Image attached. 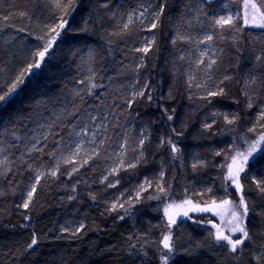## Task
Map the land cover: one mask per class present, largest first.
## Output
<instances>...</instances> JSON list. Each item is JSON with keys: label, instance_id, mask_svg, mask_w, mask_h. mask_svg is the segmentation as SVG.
Wrapping results in <instances>:
<instances>
[{"label": "trees", "instance_id": "obj_1", "mask_svg": "<svg viewBox=\"0 0 264 264\" xmlns=\"http://www.w3.org/2000/svg\"><path fill=\"white\" fill-rule=\"evenodd\" d=\"M67 2L61 0L62 4ZM190 2L76 0L69 24L60 30L40 67L33 68L24 83L0 103V146L4 149L0 160L7 156V163L0 165V264H161V245L151 227L144 224L152 219L146 213L145 192L139 199L129 196L131 186L142 176L153 174L161 180L159 173L163 171L164 178L173 179L169 185L176 199H195L199 190L203 193L212 188L208 199H223L229 194L230 199H237L230 182L227 190L223 184L225 170L220 166L225 157L215 153L224 150L231 157L244 149L245 140L252 143L261 132L264 120L258 123L257 117L264 109V28L245 25L244 18L235 21L232 28H220L209 12L221 7L222 0H202L198 22ZM137 13L145 16L144 22L136 18ZM62 14L53 0H0V95L29 64L38 61L35 54L55 35L51 30ZM199 26L209 27V42L217 52L209 69H205L206 61L195 62L198 42L186 35ZM145 43L150 45L149 51H137ZM62 51L67 60L60 56ZM55 58L57 62L51 63ZM129 84L136 87L135 92L146 93L137 96L131 106ZM90 85H95L91 92ZM218 86L225 89V95L217 96L219 103L217 97H207L210 91H218ZM249 102L252 108L247 107ZM94 109L106 125L97 155L81 151L74 159L65 158L70 163H64L65 143L80 123L88 125ZM225 114L229 120L234 115L238 119L229 124ZM204 124L211 128L205 129ZM176 126V132L182 133L179 136L173 132ZM253 127L256 131L249 132ZM88 129L85 127L84 134ZM28 130L31 143L24 148L14 136L23 137ZM140 139H145L143 146ZM168 139L176 143L177 153L171 151ZM117 141L126 145L124 156L119 157L125 166L112 175V147ZM232 144L235 150L229 149ZM33 145L40 151L29 152ZM192 153L204 156V162L195 168L189 166ZM128 163H136V167L128 169ZM57 164V175L51 176ZM73 168L78 171L73 172ZM41 172L45 175L37 182ZM256 181H264V142L250 157L240 179L241 194L249 207L244 220L249 238L231 252L226 241L214 240L209 223L213 218L204 214L194 220L198 223L191 224L195 234L187 232L189 225L174 226L175 250L169 254L168 264H264V193ZM33 185L36 190L25 208ZM153 186L145 183L146 192ZM168 186L165 188L171 190ZM71 196L76 197L73 203L68 200ZM113 203L117 204L115 210ZM81 224L85 227L73 234ZM34 235L37 243L29 248ZM241 235L231 237L239 239Z\"/></svg>", "mask_w": 264, "mask_h": 264}, {"label": "snow or ice", "instance_id": "obj_2", "mask_svg": "<svg viewBox=\"0 0 264 264\" xmlns=\"http://www.w3.org/2000/svg\"><path fill=\"white\" fill-rule=\"evenodd\" d=\"M54 5L58 8L61 9L63 12L62 17L60 18V22L59 24L56 25V27L54 29H52L51 31H53L55 33V35L52 36V38L50 40H48L43 48L42 51L37 52L35 55L39 57V59L42 61L44 59V57L46 56V54L48 53V50L52 47V43L54 40H56V38L58 36L61 35L60 30L61 29H66V25L69 24V19L68 17H70L73 13V10L76 7V0H68V2L66 4H62L61 0H53ZM249 5L251 7V9L254 10L253 15L251 16V19L248 18L249 14L247 9L249 8ZM244 7H245V14H244V24L245 25H251V26H257V27H261L264 28V0H259V4L255 3V2H251V0H245L244 3ZM164 11L163 6H161L160 8V12L162 13ZM238 18V17H237ZM237 18H234L232 15H229L227 17H219L215 20V24L218 25L220 28H224L225 26L232 28L235 25V20ZM5 19H7V17H5ZM159 19V16H157V20ZM132 17L131 15H129V23L131 22ZM157 25L155 23L152 24V28H155ZM124 28L127 29L128 28V24L124 25ZM21 31H23V29H21ZM205 40H211L212 37L211 36H206L204 38ZM173 43H175V40L173 41ZM149 47H144L143 49H137V51H143L145 53H147L149 51ZM201 56H204V53H201ZM183 58V57H181ZM257 59L259 60L260 57H257ZM197 63H200V61H197ZM215 63V60L209 61L207 67L211 68L212 65ZM40 67V63L39 61H37L35 64H29L28 68L21 72V74L19 75V77L16 79L15 83L12 84L11 87L8 88V90L6 92H4L3 95H0V103L5 102L8 97L15 92V90L17 89V87L21 84L24 83V77L26 75H28V73L33 69V68H38ZM225 80L231 79V77H225ZM256 78L253 77L251 83H255ZM223 82H221L222 84ZM246 84H248V81H246ZM202 85H197V87H201ZM95 87V85H90L89 87V92H91V88ZM148 85L145 84V88H147ZM219 90L218 91H210L208 93V96L210 97H216V96H223L225 95V89L222 86H218ZM146 93L141 90L139 92H134L133 93V98L132 100H129V106H131L132 102L135 100V98L137 96L143 97L145 96ZM245 95L247 96V93H245ZM204 99H207V97H205ZM250 99V98H249ZM148 100L151 101L152 100V96L149 94L148 95ZM252 103L249 102L247 107L248 108H252ZM167 111V110H165ZM95 119V118H93ZM173 117L171 115L168 116V120H172ZM238 119L237 116H233L232 119H228L227 114H225V120L231 124L234 123L235 120ZM261 120H264V109L261 110L259 116L257 117V122L259 123ZM215 122V121H213ZM203 127L205 129L211 128L210 124H204ZM261 127V132L259 133V136L256 140H254L250 145L247 151L242 152V151H235L234 155H231V157H229V154L222 150L221 152H217L215 153L217 156L219 155H224L225 157V162L224 164H222L221 170L224 171L226 169V173L223 176V181L225 182V190H227V186L230 185L235 187V191L237 193H242V188L243 186L240 183V179H241V174L246 172V166L249 163L250 157L253 156L254 153H256L258 150H261V145L262 142H264V123L260 124ZM249 132H255L256 128H250L248 129ZM173 132L179 136L182 133L180 132H176L175 129H173ZM76 135H79V133H76ZM162 143H164L165 141H161ZM103 143V141H101V144ZM145 143V139H140L139 140V144L142 146ZM167 143L171 146V151L173 153H177L179 151L176 143H174L171 139L167 140ZM245 143H247V140H245ZM125 145H121V148H124ZM229 149L235 150L236 145L232 144L228 146ZM33 150H37L40 151L39 149L35 148V145L32 146V148L29 149V152L33 151ZM4 149L2 147H0V152H3ZM82 151L81 145H77L76 146V152H74L72 155H79V153ZM51 155V154H50ZM97 155V153L95 151L92 152L91 156H95ZM91 156L88 157V159H91ZM119 156L122 158L124 156V152H121L119 154ZM229 158L231 159V162L229 163ZM88 159H85L83 162L85 164L88 163ZM64 163H70V161L68 159H64L63 160ZM7 163V156H5V158L3 160H0V165H3ZM125 166V161L123 159H121L120 165L117 166L116 168H113L111 170V174L115 175L121 167ZM136 167V163H132V164H127L126 168L128 169H134ZM193 167L195 168L196 165H193ZM59 168V164H57V168L56 170H52L50 171V175L51 176H56L57 175V171ZM78 171L77 168H73V172ZM45 175V173L41 172L36 176V181L39 182L41 176ZM69 175H71V173H69ZM159 177L163 178L164 177V172L161 171L159 173ZM105 180L108 179V177L104 178ZM119 183V180L116 181V184ZM145 183L148 184L149 186H151L152 182L147 180H145ZM257 183V187L259 188L261 193H264V181H256ZM109 187H115V184H109ZM159 188V192L157 195L155 196H150L149 199H162V198H167V192L168 189H166L163 186L158 185ZM168 188L170 189V185L168 186ZM36 187L35 185H33L32 187V191H29L27 193V197L28 199L24 202L23 207L27 208L29 206V201H31L33 193L35 192ZM147 189L141 185L139 186L138 191L136 192V198L139 199L140 198V194L142 192H146ZM209 193L212 191V189H208L207 190ZM162 194V195H161ZM96 197L93 196L92 199H95ZM69 199H72V197H69ZM131 200V197L129 198ZM191 201L189 200H184L181 201L180 204H176L175 202L171 203V204H166L165 208H164V213L165 216L168 218V224L167 227L171 228L172 225L177 223V217H187L188 219H192V217L189 215V212H209L211 211V208L208 207H204L201 208L199 206H193L190 209L187 210H182V211H178L175 214H170L169 209L171 208H182L183 205H187L190 204ZM215 203V201H214ZM222 204L224 205H228L230 206L231 210V222L233 224L232 227L229 228V232L230 233H236L239 232L241 233V237L239 239H232L231 235H225L223 228H217L216 234H215V240L219 243L222 241H226L228 247L230 248L231 252H235L237 251L238 247L240 245H242L244 243V241L246 239L249 238V232L246 228V225L244 223L245 218L247 217L248 213H249V207L248 204L244 198V196L241 194L239 197V202L235 203L231 200H223L221 201ZM117 207L116 203H113L111 205L112 210H115ZM119 207L123 208L124 204H120ZM25 219H27V217H25ZM209 223H211V221H209ZM85 226L83 224L80 225L79 228H76L74 233L76 232H80L81 229H83ZM215 227V225H214ZM62 231H68L67 228H63ZM211 235V233H210ZM37 243V238L35 237V235L33 236L32 242L28 245L29 248H32L33 245H35ZM160 243L163 246V249L167 250L166 254L162 255L160 257L161 259V264H168L169 260L171 259V256L169 254L173 253L175 250V245L173 242V238L171 236L170 233H165L163 234L162 240L160 241Z\"/></svg>", "mask_w": 264, "mask_h": 264}, {"label": "rangeland", "instance_id": "obj_3", "mask_svg": "<svg viewBox=\"0 0 264 264\" xmlns=\"http://www.w3.org/2000/svg\"><path fill=\"white\" fill-rule=\"evenodd\" d=\"M201 2H202V0H191V2H190V4H191L190 5V11L193 13V15H194L193 17L197 21L199 18L198 9H199V7L202 6ZM251 2L258 3L255 0H251ZM221 3H222L221 7H219L215 11L209 12V15L211 16V18L214 21L219 17H222V16L227 17L229 15H232L234 18L238 17L235 21H237L238 19L243 21L244 14H245V7H244L245 0H237V1L236 0H222ZM236 3H238V4H236ZM247 11L249 14L248 18L251 19V16L253 15L254 10L251 9V7L249 5V8L247 9ZM136 15H137V17H136L137 19L139 18L140 20H142L141 22L145 21V18H144L145 16L143 14L137 13ZM142 18H144V19H142ZM198 22H201V18L199 19ZM186 35L190 39H193L195 42L196 41L198 42V45L196 46V49H195L196 51L194 53L195 62L196 63H197V61L202 62V60H204V61H206L205 69H209L207 67L208 62L215 59V56H214L215 50H214L213 46L211 45V42H209V40L204 39L206 36L212 37V32L209 29V27L199 26V28L196 29L194 32H189ZM150 39H152L151 35H149V38H148L149 43L151 41ZM141 47L142 48L148 47V45L145 43V44H142ZM88 50L85 53L86 56H88L87 55L89 53ZM201 53H204L203 57L201 56ZM60 56H62L65 60H67L68 56L65 55L64 51L61 52ZM81 60H82V58H79V61H81ZM38 61L41 64L42 61L39 58H38ZM56 62H57V59L55 58L51 63H56ZM88 69H90V67ZM127 88L129 89V93L131 92L130 94H132L136 91V87H134V85H132V84H129V86H127ZM95 109H94V111H90V113H89L90 119H89V123H87L88 124L87 126H84V124L80 123V125H78L77 127H75L73 129V132L71 133V138H69V140L65 143V145L63 147L64 153L62 155V158L63 157H64V159L65 158H71V159L76 158L77 155L74 156L72 154L74 152H76V146L78 144L81 145L82 151H84L86 153H92L93 151H95V152L97 151V149L99 148V145L101 144V141H103L102 131L105 129L106 125L103 121L98 119L97 112ZM93 118H95V119H93ZM80 122H81V120H80ZM24 125L27 126L26 124H23V126ZM123 125H125V124H123ZM91 126H93V127H91ZM85 127H90V131L88 133L86 132L87 134L86 133L84 134ZM176 128H177V126L174 127L173 129H176ZM28 133H29V130H28V132L24 133L23 137H20L21 139L19 138V135L14 136L15 141L17 140L19 145L23 146V147L26 146L27 142L31 143L29 141L30 138L28 136ZM76 133H79V135H76ZM86 136H89V137H86ZM168 137H169V134H168ZM201 140H204V139L201 138ZM20 141H22V142H20ZM248 142H249V140L247 141V143ZM247 143L244 144V146H245L244 149H239L238 151H242V152L247 151L249 148V145L251 144V143H248V144ZM205 144H207V143L205 142ZM121 145H124V142L122 141L119 143L117 141V143H114V145L112 147L113 148L112 150L114 151V155H113V162H111V164H110L111 168H116L117 166L120 165L121 159L119 158L120 157L119 154L121 152H124V150L126 149L125 148L126 145L124 148H121ZM192 156H193L192 161L189 164V166L191 168L193 167V165L197 166L198 163L204 162L203 161L204 156H201L200 154H198V156H197L194 153H192ZM213 158H214V156H213ZM213 158L211 157V159H213ZM211 159H210V163L213 164L214 161ZM230 162H231V159H230L229 163ZM225 173H226V169H225ZM155 175H156V173H155ZM154 177L155 176H153V174H151L148 177L144 176V178H143V176L140 177V180L138 182L134 183L133 186H131L129 196L132 195L133 198L136 197V192L138 191L139 186L143 185L145 187L144 180L146 178H147V180L151 181L154 184V186L152 188L148 187V192H145V194H144V198H145L144 204H146V202H147L146 206H149V208L146 209V213H148L149 218H150V215L152 216L150 223H148V221L146 220V222L144 224L149 225L151 227V229H150L151 233L153 235L157 236L156 240H157L158 244L161 245V248H162L161 255H164L167 252V250L163 249V246L160 243V241L162 240L163 234L170 233L172 236V233L174 231L173 230L174 226L177 224H181V223H183L185 225H189L187 227L189 229V231H187L189 234H195L194 230H192V228H191V224L192 223H198L197 221H194V220H198L201 217V215H204V214H206V216H210L211 218H213L212 220L210 219L209 221H211L210 224H212V227H213L214 240H215V234H216L217 228H223L225 235L229 234L231 236H234L236 234H239V232H236V233H230L229 232V228L233 226V224L231 222L232 218L230 215L232 209L230 208V206L224 205L221 203V201H223V200H231L235 203L239 202V197H240L241 193H237L235 191L234 186H231V187H233V190L231 189V192H233V191L235 192V195L237 198L235 200H232L229 198L230 194L226 198H223V199H219V198L215 199V200L208 199L209 192L207 193V191H206V192L202 193L200 190H199V192H197L195 199L189 198V197L188 198L182 197L180 199H176L172 195V191H173L172 186H170L171 190H168V192H167V198L149 199L150 196H155L158 194V192H159L158 185L163 186V187H167L173 181V179L170 178L169 176H167L165 178L163 177V179H161V180L155 179ZM195 183H197V180H195ZM223 184L225 186L224 181H223ZM212 190H213V188H212ZM143 193L144 192H142L141 194H143ZM184 200H189V201H191V203L187 204V205H183L182 208H171V209H169L170 214H175L178 211L190 209L193 206H199L201 208L208 207V208H211V211H209V212H192V211H190L189 215L192 217V219H188L187 217H182V216L177 217L179 219V221L176 224L172 225L171 228H168L167 227L168 220H167V217L165 216V213H164L165 205L171 204L173 202H175L176 204H180V202L184 201ZM214 201H215V203H214ZM155 204L156 205L159 204L160 207L159 206L156 207ZM152 206H154L153 208L155 210L152 208ZM156 210H159V212H158L159 215L155 212ZM142 224L143 223L141 222L140 227L136 228V229H138V231H141V226H143ZM214 225H215V227H214ZM149 237H150V235H149ZM150 238L153 239V237H150ZM232 239H234V238H232Z\"/></svg>", "mask_w": 264, "mask_h": 264}, {"label": "bare ground", "instance_id": "obj_4", "mask_svg": "<svg viewBox=\"0 0 264 264\" xmlns=\"http://www.w3.org/2000/svg\"><path fill=\"white\" fill-rule=\"evenodd\" d=\"M58 12H59V11H58ZM55 13H57V12H55ZM60 14H61V13H60ZM62 15H63V14H62ZM73 24H74V23H73ZM74 26H75V25H74ZM77 32H79V31H77ZM201 45H202V44H201ZM208 47H209V46H208ZM209 48H210V47H209ZM207 50H208V49H207ZM214 50H215V49H214ZM208 51H209V50H208ZM214 52H215V51H214ZM215 53H217V52H215ZM218 55H220V54L218 53ZM221 57H223V56L221 55ZM218 58H220V57H218ZM222 59H224V57H223ZM213 60H214V59H213ZM139 62H140V61H139ZM220 62H221V61L219 60V63H220ZM217 63H218V60H217ZM222 63H223V61H222ZM136 64H137V63H136ZM137 65H138V64H137ZM140 67H141V66H140ZM140 67H138V69H139ZM141 68H142V67H141ZM214 71H215V70H214ZM206 74H208V73H206ZM210 74H211V72H210ZM214 77H215V76H214ZM214 77H212V79H214ZM215 78H216V77H215ZM216 79H217V78H216ZM216 79H215V81H216ZM137 80H138V79H137ZM208 81H209V80H208ZM210 81H212V80H210ZM226 82H227V81H226ZM137 84H138V83H137ZM204 84H205V83H204ZM126 86H127V85H126ZM208 86H209V85H208ZM124 88H125V87H124ZM129 88H130V87H129ZM199 88H200V87H199ZM199 88H198V89H199ZM202 88H205V87L203 86ZM130 89H131V88H130ZM206 89H207V88H206ZM200 90H201V89H200ZM200 90H199V91H200ZM126 91H127V90H126ZM197 91H198V90H197ZM206 92H207V90H206ZM127 93H128V92H127ZM130 93H131V92H130ZM130 93H129V94H130ZM201 95H202V94H201ZM203 95H204V94H203ZM200 97H201V96H200ZM202 97H203V100H204V97H205V96H202ZM207 97H210V96H207ZM216 97H217V96H216ZM191 98H192V97H191ZM197 98H199V97H197ZM218 98H219V97H217V99H218ZM195 99H196V98H195ZM200 99H201V98H200ZM200 99H199V100H200ZM190 100H191V99H189L188 101H190ZM210 100H211V99H210ZM210 100H209V101H210ZM214 100H215V99H214ZM195 101H196V100H195ZM197 101H198V99H197ZM205 101H206V99H205ZM203 102H204V101H203ZM211 102H212V101H211ZM211 102H210V103H211ZM204 103H205V102H204ZM218 103H219V99H218ZM208 104H209V103H208ZM180 106H181V105H180ZM180 106H179V107H180ZM182 107H183V106H182ZM182 107H181V108H182ZM182 110H183V108H182ZM137 114H138V113H137ZM141 114H142V112H141ZM156 115H157V114H156ZM121 117H122V116H121ZM124 117H125V116H124ZM136 117H137V115H136ZM138 117H139V116H138ZM134 118H135V117H134ZM154 118H156V117H154ZM119 119H120V117H119ZM121 119H122V118H121ZM121 119H120V120H121ZM131 119H133V118L131 117ZM137 119H138V118H137ZM140 119H142V117H140ZM135 120H136V119H135ZM135 120H134V121H135ZM152 120H154V119H152ZM141 121H143V122H141ZM141 121L139 120L140 123H144V120H141ZM118 122H119V121H118ZM118 122H117V123H118ZM132 122H133V121H132ZM158 122H159V121H158ZM134 123H135V122H134ZM134 123H133V124H134ZM145 123H146V122H145ZM135 124L138 125V123H135ZM133 126H134V125H133ZM154 126H155V125H154ZM91 127H93V126H91ZM135 127H136V126H135ZM119 128H120V127H119ZM121 128H122V127H121ZM121 128H120V130H121ZM86 129H87V128H86ZM115 129H116V128H115ZM135 129H136V128H135ZM153 129H154V128H153ZM157 129H158V128H157ZM122 130H123V129H122ZM88 131H89V129H88ZM132 131H133V130H132ZM158 132H159V131H158ZM115 133H116V132H115ZM88 135H89V134H88ZM143 136H144V135H143ZM86 137H89V136H86ZM145 137H146V136H145ZM141 138H142V137H141ZM132 142H133V141H132ZM132 144H133V143H132ZM142 146H143V145H142ZM109 147H110V146H109ZM140 147H141V146H140ZM107 148H108V147H107ZM130 149H131V148H129V150H130ZM134 149H135V148H134ZM129 150H128V152H129ZM207 150H209V149H206V151H207ZM215 150H216V149H215ZM132 152H133V151H132ZM211 152H212V151H211ZM215 152H216V151H215ZM118 153H119V152H118ZM135 154H136V153H135ZM210 154H211V153H210ZM213 154H214V153H213ZM190 155H191V154H190ZM133 156H134V155H133ZM214 156H216V155H214ZM128 157H129V156H128ZM141 157H142V156H141ZM191 157H192V156H191ZM135 158H136V157H135ZM141 159H142V158H141ZM188 159H189V158H188ZM155 160H156V159H155ZM183 160L185 161L186 158L183 159ZM181 161H182V160H181ZM184 161H183V162H184ZM154 162H156V161H154ZM162 162H163V161H162ZM187 162H188V160H187ZM144 163H145V162H144ZM151 163H152V162H151ZM185 163H186V162H184V164H185ZM128 164H129V163H128ZM138 164H139V163H138ZM153 164H154V163H153ZM184 164H183L182 166H184ZM187 164H188V163H187ZM187 164H185V165L187 166ZM143 165L145 166V164H143ZM138 167H139V166H138ZM188 167H189V166H188ZM141 170H142V169H141ZM130 171H131V170H130ZM101 177H102V176H101ZM102 179H103V178H102ZM104 180H105V179H104ZM107 180H108V179H107ZM109 180H110V179H109ZM111 180H112V179H111ZM114 181H115V180H114ZM105 182H106V181H105ZM80 190H81V188H80ZM107 193H108V192H107ZM109 196H110V195H109ZM71 197H72V196H71ZM77 197H78V196H77ZM74 198L76 199V197L73 196V199H74ZM73 199H71V200L68 199V200H70V201L73 203V201H74ZM78 199H79V197H78ZM72 200H73V201H72ZM152 205H153V204H152ZM155 205H156V204H155ZM157 206H159V204L156 205V207H157ZM82 207H83V206H82ZM82 207H80V208H82ZM109 207H110V206H109ZM153 207H154V206H152V208H153ZM156 207H155V208H156ZM159 207H160V206H159ZM72 208H74V207H72ZM80 208H78V209L80 210ZM153 209H154V208H153ZM153 209H152V210H153ZM154 210H155V209H154ZM74 212H76V211H74ZM155 212L159 215V213H158L159 210H156ZM73 214H75V213H73ZM78 227H79V226H78Z\"/></svg>", "mask_w": 264, "mask_h": 264}, {"label": "water", "instance_id": "obj_5", "mask_svg": "<svg viewBox=\"0 0 264 264\" xmlns=\"http://www.w3.org/2000/svg\"><path fill=\"white\" fill-rule=\"evenodd\" d=\"M244 23V22H243ZM250 27H253V26H251V25H249ZM254 27H257V26H254ZM167 220H168V218H167ZM179 221V219L177 218V222Z\"/></svg>", "mask_w": 264, "mask_h": 264}]
</instances>
